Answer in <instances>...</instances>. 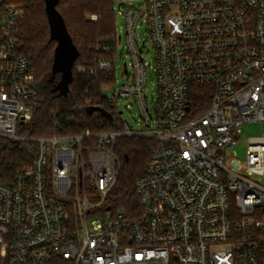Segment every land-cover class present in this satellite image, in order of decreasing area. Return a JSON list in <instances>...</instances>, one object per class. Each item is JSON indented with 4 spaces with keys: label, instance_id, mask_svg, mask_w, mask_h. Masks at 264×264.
I'll return each mask as SVG.
<instances>
[{
    "label": "built area",
    "instance_id": "2783aa9c",
    "mask_svg": "<svg viewBox=\"0 0 264 264\" xmlns=\"http://www.w3.org/2000/svg\"><path fill=\"white\" fill-rule=\"evenodd\" d=\"M115 10L132 71L124 68L128 82L109 101L118 112L119 101L136 108L143 129L123 122L121 131L29 138L18 130L32 121L39 89L24 53L25 13L0 0V138L38 144L30 167L0 180V264H264L256 179L264 133L249 139L245 163L228 155L243 125L264 123V0H145ZM123 136L155 142L131 211L109 202Z\"/></svg>",
    "mask_w": 264,
    "mask_h": 264
},
{
    "label": "trees",
    "instance_id": "16d2710c",
    "mask_svg": "<svg viewBox=\"0 0 264 264\" xmlns=\"http://www.w3.org/2000/svg\"><path fill=\"white\" fill-rule=\"evenodd\" d=\"M24 5L21 24L24 53L35 71L39 99L32 121L20 126L18 134L29 138L80 135L123 130L121 113L104 96L103 88L115 81V67L101 69V62H114L117 44V0H59L58 11L64 17L68 31L79 50L73 68V82L67 97L52 91L49 83L57 42L51 39L44 0H5ZM97 16L96 21L86 18ZM54 45V48H53ZM84 68V72L80 71ZM60 77H57L59 80ZM99 107L100 112L88 113ZM206 106L199 109L202 111ZM155 142L141 137H119L115 153L120 161V175L110 195L114 207L138 208L136 182L144 176ZM38 155V144L0 138V180L9 182L23 169L32 165Z\"/></svg>",
    "mask_w": 264,
    "mask_h": 264
},
{
    "label": "rangeland",
    "instance_id": "374dc122",
    "mask_svg": "<svg viewBox=\"0 0 264 264\" xmlns=\"http://www.w3.org/2000/svg\"><path fill=\"white\" fill-rule=\"evenodd\" d=\"M144 1L145 0H117L115 2V5H116V8L118 9L120 5L124 3L139 6L143 4ZM14 4L24 8V5L22 4H19V3H14ZM86 18H88L90 21L97 20V16L95 15H88ZM122 25H123V19L122 17L118 16L116 13V29L120 27V31L118 32V34L123 36V41L118 43L116 57L114 58L115 81L110 85L108 84L104 86L103 88L104 96L107 98H112L115 95V92L117 91V89L123 84L128 82V76L124 75V68L127 67L129 72L132 71V68L130 65L131 60L126 51L127 50L126 38L121 33ZM137 34H138V38H140V42L144 41L147 37L146 28L140 26L137 29ZM141 46H142V43H141ZM53 48H54V45H53ZM143 58L145 59V62H147V67L149 70L146 96H147L149 104H151L152 99L156 94V87H155L156 86V74L153 70H150V67L155 62V50L150 43H147L145 46ZM118 109L120 112H123V114L121 115L123 122L125 123L128 122L129 126L133 128L135 131H141L143 129V124H142L143 122L136 108L128 110L126 109L124 102L119 101ZM239 131L240 132H239L238 145L235 146L233 149H231L228 152V155L233 157L235 160L240 161L243 164L245 163L246 158H247L246 152H247L249 139L252 137L260 136L264 133V123L263 122L247 123L243 125ZM256 179L260 181L261 183H264V177L256 178ZM109 202L112 203L110 199H109ZM128 211H131V210L129 209Z\"/></svg>",
    "mask_w": 264,
    "mask_h": 264
},
{
    "label": "water",
    "instance_id": "95a60500",
    "mask_svg": "<svg viewBox=\"0 0 264 264\" xmlns=\"http://www.w3.org/2000/svg\"><path fill=\"white\" fill-rule=\"evenodd\" d=\"M44 2L51 39L57 42L49 83L54 84L52 89L54 93H58L60 97H67L73 82V68L80 53L68 31L64 17L57 9L59 0H44ZM58 76L59 80H57ZM87 111L89 114L100 112L111 117L107 111L99 107H90Z\"/></svg>",
    "mask_w": 264,
    "mask_h": 264
}]
</instances>
